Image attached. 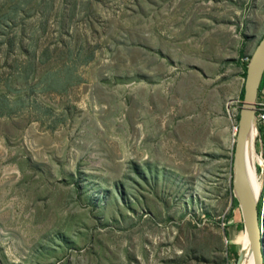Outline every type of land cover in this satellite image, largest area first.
<instances>
[{"label":"rangeland","instance_id":"rangeland-1","mask_svg":"<svg viewBox=\"0 0 264 264\" xmlns=\"http://www.w3.org/2000/svg\"><path fill=\"white\" fill-rule=\"evenodd\" d=\"M263 37L264 0H0V264H237L233 150Z\"/></svg>","mask_w":264,"mask_h":264},{"label":"water","instance_id":"water-1","mask_svg":"<svg viewBox=\"0 0 264 264\" xmlns=\"http://www.w3.org/2000/svg\"><path fill=\"white\" fill-rule=\"evenodd\" d=\"M263 78L264 37L252 54L247 67L244 85V101L240 109L239 126L235 134L231 181L232 193L241 211L244 231L249 236L251 250L255 256V264H264V233L260 230L257 205L252 200L249 187L244 178L243 155L247 134L252 125L255 127L256 103Z\"/></svg>","mask_w":264,"mask_h":264},{"label":"bare ground","instance_id":"bare-ground-1","mask_svg":"<svg viewBox=\"0 0 264 264\" xmlns=\"http://www.w3.org/2000/svg\"><path fill=\"white\" fill-rule=\"evenodd\" d=\"M252 127L254 126L253 125L251 126L247 134V138L245 142L244 155H243V174H244L245 181L249 187L252 200L257 205L258 198L259 196H261L260 195L261 186L259 185L258 182H256L255 174H254L255 171H254V164H253V157H252L253 143H252V139L250 136ZM254 257H255L254 253L251 250V246H250L249 236L245 232V242L239 253V259H238L237 264H255Z\"/></svg>","mask_w":264,"mask_h":264},{"label":"trees","instance_id":"trees-1","mask_svg":"<svg viewBox=\"0 0 264 264\" xmlns=\"http://www.w3.org/2000/svg\"><path fill=\"white\" fill-rule=\"evenodd\" d=\"M68 71L69 72H72L71 70H68L67 68H65L63 70L61 69V70H59L57 72L56 71H51V70L47 71L44 74V76L42 77L43 82H46V84L43 85L44 86V90H51V89H53L57 93H63V92H65L67 90V89H65V86L66 85L69 86L68 85L69 79L67 77L66 78V85H62L61 84V74L62 73H65V72H68ZM72 79H76L77 80L76 77H72ZM263 85H264V78H263L261 87ZM261 87H260V89H261ZM12 113H14V112H12V109H11L10 104H9V100H7L3 96H0V117L9 116ZM261 139H264V132L261 134ZM230 197H231L232 205H237V202H236V200L234 198V195L232 194V190L231 189H230ZM257 214H258V222H259V219H260V208H259V206H257ZM242 227L243 226L241 225V228Z\"/></svg>","mask_w":264,"mask_h":264},{"label":"built area","instance_id":"built-area-1","mask_svg":"<svg viewBox=\"0 0 264 264\" xmlns=\"http://www.w3.org/2000/svg\"><path fill=\"white\" fill-rule=\"evenodd\" d=\"M264 126V98H259L256 103V116H255V127L257 132L259 128ZM264 129V128H263ZM260 143L264 146V139H261Z\"/></svg>","mask_w":264,"mask_h":264},{"label":"crops","instance_id":"crops-1","mask_svg":"<svg viewBox=\"0 0 264 264\" xmlns=\"http://www.w3.org/2000/svg\"><path fill=\"white\" fill-rule=\"evenodd\" d=\"M259 98H264V85H263V86L261 87V89H260L258 99H259Z\"/></svg>","mask_w":264,"mask_h":264}]
</instances>
